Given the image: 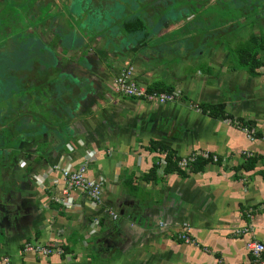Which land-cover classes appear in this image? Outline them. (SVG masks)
Returning a JSON list of instances; mask_svg holds the SVG:
<instances>
[{
  "label": "crops",
  "instance_id": "1",
  "mask_svg": "<svg viewBox=\"0 0 264 264\" xmlns=\"http://www.w3.org/2000/svg\"><path fill=\"white\" fill-rule=\"evenodd\" d=\"M160 53L172 56L167 50ZM169 57L155 66L127 65L135 68L144 85L160 81L175 86L179 96L174 101L148 103L117 93L110 85L128 66H109L105 81L92 74L95 92L72 119L65 147L52 134L43 150L29 142L11 150L17 160H3L0 165V174L5 175V179L0 175V204L18 200L24 206L18 227L11 213L0 210V264L5 257L10 264H217L220 258L227 264H252L246 243L254 238L264 244V211L246 217L248 210L264 202V137L251 139L230 120L203 114L193 102H225L228 112L254 120L263 134L264 107L248 93L245 104L224 97L221 76L211 71L214 58L209 65L205 62L207 77L197 78L181 64H198L195 59L178 54V60L170 63ZM162 74L174 83L153 77ZM248 102L254 108L252 118L246 114ZM158 141L180 157L208 151L221 160L197 173H165L164 155L151 146ZM243 152L260 158L255 166L246 162ZM89 153L93 157L88 175L104 181L103 201L95 205L86 194L71 190L73 207L65 208L56 200L63 198L62 169L79 166ZM5 164L12 166L6 170ZM157 164L156 177L147 178ZM111 212L119 215L117 220ZM185 223L195 244L180 237ZM248 225L250 233H238ZM30 240L59 246L64 253H26L23 245Z\"/></svg>",
  "mask_w": 264,
  "mask_h": 264
},
{
  "label": "flooded vegetation",
  "instance_id": "2",
  "mask_svg": "<svg viewBox=\"0 0 264 264\" xmlns=\"http://www.w3.org/2000/svg\"><path fill=\"white\" fill-rule=\"evenodd\" d=\"M173 1L178 2L179 0H0V54L23 51L28 46L33 52L35 49L50 54L64 53L65 51L68 54L79 51L82 53L81 56L75 57L77 60H72L67 67L72 73L74 71L79 72L77 79L82 80L87 76H92V74L88 75L89 71L83 70L81 66H86V64H82L79 59L86 56L94 66L95 60L90 52L95 49L97 52L112 50V42L109 40L100 46L94 45V41H97L96 38L100 37H95V30L100 31V28H105V34L109 35L112 30L124 28L129 35L127 36L128 39H130L131 34L127 31L126 23L141 18L153 29L155 27L153 26L154 19L158 15L165 16L166 14L163 13L166 10L169 11V5ZM184 1H188L185 7L188 11L190 6H196L200 9L202 4L211 0ZM222 1L227 2V0H214L211 3L216 4ZM165 21L170 22L172 19L166 18ZM165 21L159 30L160 32L167 26ZM79 24H84L82 30L79 29ZM158 34V31L151 33L150 38ZM160 34L165 35L166 33L161 32ZM128 41L124 40L123 36L121 38L118 36V40H113L120 48L124 46L126 49H130L133 45L140 47L138 42L136 44L132 42V44ZM15 64L16 66H14ZM40 65V62L33 64V66ZM57 66H60L58 58ZM61 71L63 72L62 69ZM30 76L31 71L25 64L14 63L10 60L0 61V116L2 118L8 119L9 114L13 117L19 114L25 117L28 114L29 102L26 103L24 97L18 92L13 93L9 89V85L14 79H18L25 85L23 89H26ZM36 77L38 78V72H36ZM14 100L17 101L13 102ZM32 102L34 105H39L35 99ZM10 110H14L16 114L9 112ZM13 139L14 137H11L7 142L12 144ZM26 142L28 140L17 145L15 149L11 147V144L7 145L10 151L9 154H6L7 152L5 155L0 154L2 162L3 160H17V155L10 154L11 150L22 149ZM9 165L12 166V164L4 165L6 170ZM1 178L5 179V175L2 174ZM2 208L0 206V209Z\"/></svg>",
  "mask_w": 264,
  "mask_h": 264
},
{
  "label": "rangeland",
  "instance_id": "3",
  "mask_svg": "<svg viewBox=\"0 0 264 264\" xmlns=\"http://www.w3.org/2000/svg\"><path fill=\"white\" fill-rule=\"evenodd\" d=\"M214 0H211L209 2H206L200 6L201 12L194 13L191 15V13L186 16L182 15V13L185 14V11H187L186 4H188V1L179 0L178 2H172L169 6V11H165L163 14H166L165 16L158 15L154 19L153 26H158L159 24H163L166 18L172 19V21L168 22L165 21V24L167 25L162 33H166L163 37V39L158 38L157 40H153L151 38L149 40L150 45L149 47L145 49L144 54L142 53V46L137 47L136 45H133L130 49H126L124 46L121 48L119 45L113 40H118V36L121 38L123 36L124 40H129V43L131 42V39H128L127 36H129L124 28L122 30H112L109 35L105 34V28H100L99 30H95V37L97 41H94V45L100 46L102 44H105V41L109 40L112 42V46L110 51H100L94 53L93 51L90 52L91 56H94L95 65H94V75L95 77L100 76L105 81V70H109V66H112L111 69L115 68L117 65L120 66L121 63H124V66H128L131 62L135 63L137 62L138 65L144 64L146 66H155L157 63L164 62V59H167L169 56H163L161 54V50H167L168 53L172 56L168 58V60L172 62H175L178 60V54L180 56H187L189 58V61L191 59H195L196 63H191L186 61V63L181 62V64L185 67L187 74L190 77H193V75H196L197 78L207 77L208 74H206L207 67L211 61V57L214 58V60L217 62H214L212 64L211 71L214 73L216 70L217 74H219L221 77V82L223 84V88L221 91V94L226 97L230 98L232 102H236L237 100H240L242 104H245L247 101L243 97L248 96L246 93H248L251 98H255L258 106L264 107V70L263 75L261 77L252 79L251 77H248L249 75L244 70H234L233 65L234 63L231 60V57L234 59V56L229 52V42L232 47H235L237 43L241 40L246 39L252 31L256 33H260L261 30L264 32V0L262 2L260 12H263V15L261 16V19L255 21L251 20V15H254L258 10H253L252 14L247 13L244 18L241 17L240 23L237 24V19L230 18L231 16H225V10L227 6L223 4L225 1L218 2L216 4H212ZM229 1V0H227ZM244 2V1H243ZM194 5V3H192ZM225 5V6H224ZM247 3H245V6ZM233 7H236L234 2L232 3ZM245 6L243 8H240L242 10H245ZM208 7V8H207ZM191 9H193V6H190ZM213 10V14L210 13V10ZM230 13H234V16L237 14L236 9L230 8L228 10ZM258 13V12H257ZM211 15V16H209ZM258 16L259 14H255ZM160 16V17H159ZM181 16H184L182 19H176L180 18ZM233 19V22L228 21V23H224V19ZM95 19V18H94ZM101 20V19H100ZM103 21V20H101ZM100 21V22H101ZM230 22V23H229ZM253 24V25H252ZM84 24H79V29L82 30ZM213 26V27H212ZM159 34L161 33L158 31ZM121 34V35H120ZM107 35V36H105ZM117 38V39H116ZM164 43L165 45H160ZM133 44V43H132ZM184 47V49H181ZM96 48V47H95ZM141 51L138 55H135L134 51ZM184 50V52H183ZM205 51V53H204ZM211 51H218L219 53H210L208 55L207 52ZM14 52H8L6 54H10ZM36 53V52H35ZM44 53V52H43ZM140 53L143 54L144 57H141ZM202 53L207 56H202ZM45 54V53H44ZM82 53L79 51L72 52L68 54H64L62 52L55 53L54 56H56L60 60V66H58L60 69L63 70V74L68 77L69 83L72 85V91L73 93L79 92V86L82 85L83 90H89L91 86H95L94 83H90V81L86 80V78H83L82 80L77 79L79 72L74 71V73L70 72V68L67 67L70 62L76 61L75 57L81 56ZM150 55V56H149ZM86 57V56H85ZM84 58H80L79 61L83 64L88 65L89 59L86 61ZM166 57V58H164ZM202 57V59H201ZM87 58V57H86ZM176 58L174 61L173 59ZM17 61H14L16 63ZM154 62V64H152ZM207 62V63H205ZM205 65L203 66V64ZM91 63H89L88 66H90ZM128 64V65H127ZM191 64V65H190ZM123 67V66H122ZM88 72V71H87ZM72 74V75H70ZM91 73L89 72L88 75ZM163 75V74H162ZM205 75V76H203ZM211 76H214V74H211ZM76 77V78H74ZM153 77L156 78H164L169 83H174V80L172 78H169V75L161 76V75H154ZM195 77V76H194ZM65 78V77H64ZM136 79L139 83L140 80ZM153 79V78H152ZM250 79L254 81H250ZM102 80V81H103ZM142 84V83H141ZM147 86V85H146ZM148 87V86H147ZM134 99V98H133ZM17 100H14L13 102H16ZM231 102L230 100H228ZM172 102V101H171ZM256 102L254 104H256ZM249 103V102H248ZM249 113H246L248 117L252 118L253 115V106L251 103H249ZM256 107V105H255ZM101 108V107H99ZM36 107L34 106L33 102L31 104V110H35ZM247 108H244L245 110ZM40 111V110H38ZM9 112H13L16 114L14 110H10ZM44 116V115H43ZM45 116H48L45 114ZM9 117L8 120L11 119L13 122V116L10 114L7 116ZM12 124H17L16 121H14ZM8 121L3 119L2 116H0V154H9L8 146L11 142H7L9 138H11L10 132L19 135L18 131L15 127H12L11 129L8 127ZM9 128V129H8ZM28 129V126L26 127ZM10 131V132H9ZM13 145V144H12ZM244 155V152H243ZM2 159L0 158V165H2ZM1 175V174H0ZM2 180H0V184H2Z\"/></svg>",
  "mask_w": 264,
  "mask_h": 264
},
{
  "label": "trees",
  "instance_id": "4",
  "mask_svg": "<svg viewBox=\"0 0 264 264\" xmlns=\"http://www.w3.org/2000/svg\"><path fill=\"white\" fill-rule=\"evenodd\" d=\"M244 1V2H243ZM236 7L232 6V3ZM263 0H229L224 2L227 6L225 16H231L230 18L237 19V24L240 23L241 17L244 18L247 13L252 14L253 10H258L254 15H251V20L253 23L261 19L260 15H263V12H260ZM245 3L247 5L245 6ZM224 5V6H225ZM247 9L242 10L240 8ZM194 8H189L188 11H185V14H194L200 13L201 9L193 6ZM208 8V7H207ZM230 8L236 9V15L234 13L228 12ZM264 9V6L263 8ZM261 9V10H262ZM210 13H214L213 10H210ZM255 14H259L256 16ZM211 16V15H209ZM176 18L174 20L177 21ZM224 19V23L233 22V19ZM229 22V23H230ZM127 31L131 34L130 39L134 44H139L142 46V49H146L149 44L150 34L159 31L162 27V24L150 28L146 21L141 18H136L132 22L125 24ZM253 25V24H252ZM213 27V26H212ZM164 36H162L163 39ZM228 46L229 52L234 56V59L231 57L232 62L234 63V70H244L250 77L258 78L263 75L264 70V32L263 30L260 33L252 31L250 35L237 43L235 47H232L229 42ZM32 46V45H30ZM72 47V46H69ZM29 49V46L19 52H14L10 54H0V61H17L19 63L25 64L29 67L31 71L30 81L26 89L18 79H14L10 83L9 89L13 93L18 92L21 96L24 97V100L29 102L28 114L24 117L20 114L13 117V122L16 121L17 124H12L13 122L5 118L8 121L9 128L15 127L19 135H16L10 132L11 136L14 137L12 140L11 147L15 149L17 145L23 143V141L28 140V142L36 143L38 150H43L48 144V139L51 138L52 134H55L56 138L61 142V147H65L66 144L70 142L71 132L69 126L72 122V119L76 116L77 110L79 111V103L86 96L87 91L83 90L82 85L79 86V92L73 93L72 85L69 83L68 77L65 76L61 69L57 66V57L53 53H43L34 49ZM67 54V51L64 52ZM35 62H40V66H33ZM16 66V64L14 65ZM21 66V65H19ZM36 72H38V78L36 77ZM65 77V78H64ZM90 90V89H89ZM148 90L164 93H173L176 91L175 86L166 84L164 82L156 81L148 85ZM24 92V95H23ZM33 99L39 102V105H34L35 110H31V104ZM183 99V98H182ZM186 100V98H184ZM195 107L202 111L203 114H207L213 118H221L224 120H230L237 127H247L250 130L254 129L255 138L264 137V134L261 130H258L256 122L254 120L245 119L242 117H235L227 110V104L225 102L218 103H209V102H193ZM40 110V111H38ZM47 114L48 116H45ZM44 115V116H43ZM4 119V118H3ZM28 126V129L26 127ZM8 128V129H9ZM56 129V130H55ZM63 130V131H61ZM55 131V132H53ZM53 132V133H52ZM152 149L160 154L165 155L166 166L165 173L179 172L186 173V171H191L194 173L200 172L204 167L211 163L212 159L198 158V160L189 168V170L181 169L178 166L176 160H180L181 157L176 154V152L164 142H152ZM19 149V147H18ZM212 156V154H211ZM43 157V156H42ZM220 158V157H219ZM246 162L251 166H255L257 161L260 159L257 155L246 157ZM221 160V158H220ZM159 166L155 165L151 171L147 174V178H155ZM247 218V217H246ZM39 238V235H37Z\"/></svg>",
  "mask_w": 264,
  "mask_h": 264
},
{
  "label": "built area",
  "instance_id": "5",
  "mask_svg": "<svg viewBox=\"0 0 264 264\" xmlns=\"http://www.w3.org/2000/svg\"><path fill=\"white\" fill-rule=\"evenodd\" d=\"M111 89L119 94H122L129 98H134L138 100H143L148 103H158L165 104L167 102L174 101L179 96V92L174 91L173 93H164L148 90V87L141 84L136 79V71L132 66L123 68L120 73L115 77L110 85ZM245 131L249 138L255 139L254 129H249L247 127H241ZM208 151H196L187 156L181 157L180 160H176L178 166L181 169L189 170V168L198 160V158L212 159L213 162L217 163L219 157ZM245 157L253 156V153L245 152ZM93 157V153H89L85 156L82 164L77 167L68 166L62 169V177L65 182V187L63 189V198H57L56 200L63 205L65 208L73 207V198L70 196L71 190H78L86 194L90 200L95 204L99 205L102 203L103 199V188L104 181L102 179L92 180L89 178V166L90 160ZM165 155L162 159L164 167L166 166ZM264 211V202H259L254 208L248 210L247 218H254V215L258 212ZM110 216L113 220H117L119 215L115 212H111ZM183 230L180 233L181 239L186 244H195V240L190 236L189 231L191 227L188 223L183 224ZM252 231L251 226L248 225L245 229L238 232L239 234H248ZM247 248L252 255V264H264V244L257 239L250 238L246 243ZM199 246V245H198ZM23 251L26 253H31L39 256H51L53 254H63L64 250L55 245L42 244L35 240H30L25 242L23 245ZM2 264H10L9 258L5 257L2 260ZM217 264H227L222 258L218 260Z\"/></svg>",
  "mask_w": 264,
  "mask_h": 264
},
{
  "label": "water",
  "instance_id": "6",
  "mask_svg": "<svg viewBox=\"0 0 264 264\" xmlns=\"http://www.w3.org/2000/svg\"><path fill=\"white\" fill-rule=\"evenodd\" d=\"M85 60H88V57H85ZM89 63H91V61H89ZM89 63L87 62V64L89 65ZM81 66L83 68V70L85 71H89L91 74L94 73V66L91 63L90 66ZM86 80L90 81V83L92 84V77L91 76H87ZM95 86H91L90 90H85L87 91L86 96L81 100V102L79 103V105L83 104L84 101H86L91 95L92 92H95ZM21 201H15V202H3L2 204H0V206H2L3 208L0 209L2 212H4L5 214H9L11 213V217H12V222H14L16 224V226L18 227L19 223L21 222L22 218H20V214L23 213L22 212V206H24V204L22 203V205L20 204ZM28 217H31L30 215H27Z\"/></svg>",
  "mask_w": 264,
  "mask_h": 264
}]
</instances>
